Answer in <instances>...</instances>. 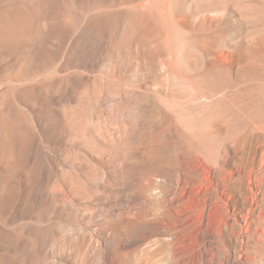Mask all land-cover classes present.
Returning <instances> with one entry per match:
<instances>
[{
	"label": "rangeland",
	"instance_id": "rangeland-1",
	"mask_svg": "<svg viewBox=\"0 0 264 264\" xmlns=\"http://www.w3.org/2000/svg\"><path fill=\"white\" fill-rule=\"evenodd\" d=\"M258 146L264 0H0V264H191L185 166Z\"/></svg>",
	"mask_w": 264,
	"mask_h": 264
},
{
	"label": "bare ground",
	"instance_id": "bare-ground-1",
	"mask_svg": "<svg viewBox=\"0 0 264 264\" xmlns=\"http://www.w3.org/2000/svg\"><path fill=\"white\" fill-rule=\"evenodd\" d=\"M261 146L253 151L249 163L242 166L239 165V161L237 162L238 158L235 155L237 160L231 165H227L224 161L218 164L212 161L211 155H209L211 160L208 156H201V160L203 158L204 161L202 160L200 165L197 163L195 165V162L194 165H184L186 168L182 176L188 178L189 187H182L179 193H177V187L176 214L179 215L178 217L182 216L181 219L179 218L181 227L186 226L189 231L191 230L188 248L192 252L191 259L189 258L192 263L207 264L210 261V255L214 253L216 258L214 256L212 259H216L215 264H237L239 263L237 257L242 254L246 255L244 256L246 261L254 260V257H250L249 250L254 244L264 239V150ZM201 150L203 152V148ZM234 150L237 154V150ZM197 152L193 156L199 160L198 157L202 153L199 152L200 155H198ZM206 153L205 155H208ZM189 154L186 157L191 158ZM205 158L206 162L211 164L206 163ZM185 160L189 162V159ZM206 174L209 179L204 181ZM182 176L178 178L182 179ZM253 182H258V189L255 188L258 192L254 189ZM182 195L188 196L191 205L185 201L184 197H181ZM178 228L180 229V226Z\"/></svg>",
	"mask_w": 264,
	"mask_h": 264
}]
</instances>
